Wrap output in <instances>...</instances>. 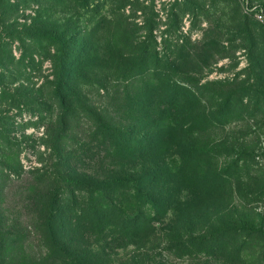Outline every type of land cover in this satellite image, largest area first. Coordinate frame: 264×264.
<instances>
[{"label":"trees","instance_id":"obj_1","mask_svg":"<svg viewBox=\"0 0 264 264\" xmlns=\"http://www.w3.org/2000/svg\"><path fill=\"white\" fill-rule=\"evenodd\" d=\"M36 1L42 5L55 0ZM81 1L88 6L92 0ZM9 6L19 11L18 4ZM121 15L123 20L125 16ZM5 31L7 38L0 33V82L9 77L16 81L25 75L10 69L15 59L11 52L6 50L8 53L1 55L9 41L19 40L23 55L18 67L28 73V78L31 71H40L34 53L40 51L44 58L51 59L54 77L47 81L51 84L50 94L67 115L76 106L72 103L80 100V84L99 80L98 73L103 74L104 70L98 68L105 67L109 73L112 68L117 70L124 93L107 85L109 80L91 82L104 91L107 99L102 115L91 116L96 127L93 134L104 139L109 159L103 175L79 178L64 157L66 151L55 148L64 167L56 163L53 167H58L60 181L72 188H62L53 199L43 200L42 223L32 230L40 235V254L18 255L19 248L14 245L21 241L14 231L18 229L2 221V179L9 174L21 178L24 171L19 164L0 163V264H115L121 249L133 246L150 252L160 245L189 264L264 262V253H258L264 247V231L254 228L248 219L233 221L229 209L237 184L245 199L250 194L262 195L264 185L260 180L258 186L248 190L244 181L246 152L241 151L243 157L239 160H230L235 150L219 132L230 121L253 116L240 103L243 95L220 88V82L176 77L177 71L193 70L176 63L165 65L167 55H161L155 34L149 41L140 42L134 31L124 28L116 33L115 41L103 47L93 31H79L69 23L63 29L44 26L40 14L20 30ZM164 40L174 50L186 51L191 46L189 37L182 39L173 30L172 36ZM187 53L195 55L192 50ZM192 67L201 69L199 64ZM9 92H1V105H27L33 112L45 111L49 106L47 100H42L44 89L27 87ZM29 95L35 104L33 100L24 101ZM258 99L261 109L264 92ZM3 115L0 141L13 145L7 134L14 130L15 121ZM67 131L66 127L61 129ZM59 134L55 141L62 143ZM19 151H11L12 159L19 156ZM222 156L225 160L221 162ZM171 214L174 217L168 223L165 219ZM222 214L224 220H219Z\"/></svg>","mask_w":264,"mask_h":264},{"label":"rangeland","instance_id":"obj_2","mask_svg":"<svg viewBox=\"0 0 264 264\" xmlns=\"http://www.w3.org/2000/svg\"><path fill=\"white\" fill-rule=\"evenodd\" d=\"M120 1L92 0L87 6L81 0H55L42 5L36 0H24L26 3L19 0H0V33L6 37L3 33H6L5 30H20L33 23L34 18L40 14L44 26L63 29L69 23L79 31H93L101 39L103 47L108 42L115 41L116 33L124 28L126 31H134L140 42L149 41L151 34H155L157 48L161 49V55H167L164 59L165 65L176 63L183 69L193 70L180 72L176 69V77H195L204 83L220 82V88L227 87L228 90L244 96L240 103L247 105L243 106L253 116L230 121L225 128H220L219 132H223L222 139L235 150L230 160H239L243 157L241 151L245 150L243 158L247 160V167L244 181L248 190L258 186L260 180V184L264 185V107L259 109L262 103L258 99L260 93L264 92V22L258 17V14L264 15V0ZM9 4H18L19 11L14 12L13 5L11 9ZM121 14H124L128 25L124 19L121 20ZM171 29L181 35L182 39L186 36L190 38L191 46H187L186 51L170 49L164 44V39L172 36ZM9 42L8 47L2 48L5 51L1 55L5 56L11 52L15 59L10 69L14 74L25 75L16 81L13 80L14 77H9L0 82V95L3 91L9 90L12 93L19 88H41L45 93L42 100L49 103L45 111L41 112H33L27 105L18 108L0 104V116L4 114L3 117H13L15 121L14 130L7 134L11 137L13 145L4 140L0 141V163L14 166L19 164L24 171L21 178L9 174L2 179V221L18 229L14 230L21 238L17 244L14 243L19 248L18 255L33 256L40 254L42 250L39 247L40 235L34 234L32 230L42 223L44 198L53 199L62 188L64 191L72 188L61 182L56 174L58 167H64V163L61 164V158L55 148L66 151L64 157L75 167L79 178L88 180L103 175L105 168H108L109 159L104 139L93 134L96 127L91 116L94 113L102 115L107 99L104 91L91 82L109 80L107 85L112 84V87L121 93H124V89L117 70L112 68L109 73L105 67L98 68L104 70L107 76L104 72L98 73L99 80L91 79L80 84L81 101L75 100L72 104L76 106L67 115L59 101L50 94L51 84L47 81L54 77L51 59L44 58L40 51L34 53L40 71H31L28 78V73L24 70L21 72L18 67L19 59L23 55L21 42ZM189 50L194 51L195 55L190 57L187 53ZM197 64L201 69L192 67H197ZM29 100H33L31 95L24 98L25 102ZM93 106L97 107L96 111ZM63 120L67 122L64 124ZM2 125L0 120V129ZM63 127L68 131L61 132ZM58 134L62 136V143L60 140L55 141ZM12 150H20L19 156L12 159ZM220 160L222 162L225 159L222 156ZM55 163L58 167H53ZM43 174L48 176H42ZM250 195L245 199L237 184L229 206L233 221L248 219L255 224L254 228L264 231V190L262 195ZM224 215H220L219 220H224L221 218ZM170 217L174 216L169 215L165 221L169 223ZM120 252L121 255L115 264H142L141 261L145 264H189L184 258L166 250L164 245L155 247L150 252L139 251L133 246L121 249ZM258 253L263 254L264 247L259 249ZM253 256L257 257L256 254Z\"/></svg>","mask_w":264,"mask_h":264},{"label":"built area","instance_id":"obj_3","mask_svg":"<svg viewBox=\"0 0 264 264\" xmlns=\"http://www.w3.org/2000/svg\"><path fill=\"white\" fill-rule=\"evenodd\" d=\"M258 17L260 18V20H261L262 22H264V15H263V14H258Z\"/></svg>","mask_w":264,"mask_h":264}]
</instances>
